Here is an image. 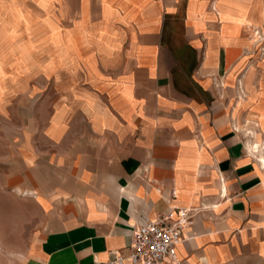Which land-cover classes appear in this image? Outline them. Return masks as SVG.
Here are the masks:
<instances>
[{"label": "crops", "instance_id": "crops-1", "mask_svg": "<svg viewBox=\"0 0 264 264\" xmlns=\"http://www.w3.org/2000/svg\"><path fill=\"white\" fill-rule=\"evenodd\" d=\"M250 4L0 0V34H51L54 49L71 48L74 81L55 91L42 146L21 128L30 149L15 152L24 168L13 189L37 206L25 250L0 264H107L127 251L134 223L172 205L196 208L176 264L264 258V166L252 148L264 143V88L250 89Z\"/></svg>", "mask_w": 264, "mask_h": 264}, {"label": "rangeland", "instance_id": "rangeland-1", "mask_svg": "<svg viewBox=\"0 0 264 264\" xmlns=\"http://www.w3.org/2000/svg\"><path fill=\"white\" fill-rule=\"evenodd\" d=\"M250 2L246 60L250 66L248 69L252 71L250 89L257 92L264 88V0ZM27 21L35 23L32 18ZM47 21L49 25L50 21ZM61 21L60 26L67 25ZM56 36L58 44L64 46V34L60 32ZM51 39V34L44 33L23 36L0 34V257L4 258H15L14 254L23 247L25 250L33 228L32 206H37L29 200L33 195L24 191L17 193L13 189V181L21 178L20 167L24 168L15 152L19 148L30 149L29 139L22 129H33L36 146H42L41 124L50 116L60 98L55 91L74 84L70 78L73 74L71 48L54 49ZM54 74H61L62 79L54 81ZM240 83H237L238 91L245 96L246 91ZM259 145L264 147V143ZM263 153L264 148L259 154ZM17 206L23 210L20 216L14 214ZM219 264H264V258L239 257Z\"/></svg>", "mask_w": 264, "mask_h": 264}, {"label": "built area", "instance_id": "built-area-1", "mask_svg": "<svg viewBox=\"0 0 264 264\" xmlns=\"http://www.w3.org/2000/svg\"><path fill=\"white\" fill-rule=\"evenodd\" d=\"M195 207L172 205L131 227L125 254L117 252L107 264H176L177 244L194 221Z\"/></svg>", "mask_w": 264, "mask_h": 264}, {"label": "bare ground", "instance_id": "bare-ground-1", "mask_svg": "<svg viewBox=\"0 0 264 264\" xmlns=\"http://www.w3.org/2000/svg\"><path fill=\"white\" fill-rule=\"evenodd\" d=\"M252 148L254 151H256L257 153L260 152V150H263L264 147H261L260 148V145L256 144V143H253L252 144ZM260 155V161L262 163V165L264 166V155L263 154H259Z\"/></svg>", "mask_w": 264, "mask_h": 264}]
</instances>
